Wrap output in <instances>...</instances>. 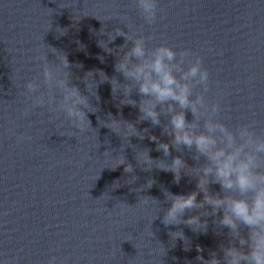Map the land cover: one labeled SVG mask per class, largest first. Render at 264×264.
<instances>
[{
	"label": "clouds",
	"instance_id": "9594fccd",
	"mask_svg": "<svg viewBox=\"0 0 264 264\" xmlns=\"http://www.w3.org/2000/svg\"><path fill=\"white\" fill-rule=\"evenodd\" d=\"M134 7L145 24L156 22L158 0H134ZM142 27L139 30L127 27V32L115 29V35L106 34L107 41H98L101 48L112 53L109 43L117 36L125 38V43L119 46L122 55L117 53L114 64V71L123 77V82L103 72H99V76L100 82L111 84L113 95L114 85L122 86L120 104L138 108V121L159 126L161 134L170 137L168 142L155 135L150 137L157 151L169 157L173 149L177 152L186 149L195 161V165L190 166L183 156L177 155L167 166L156 167L171 172L177 184L182 174L194 178L196 190L187 194L166 190L164 196L169 207L163 210L162 217L155 219L160 218L166 227L183 224L194 233L206 234L209 222L202 217H213L217 235H223V230L227 229L228 243H221L218 250L209 251V259L198 255L196 259L201 264H264V131L258 132L254 123L230 125L221 119V105L207 96L210 73L203 66V58L190 49H177L166 42L152 44L155 37L145 35ZM100 34H105L104 30H100ZM49 48L56 59L49 62L47 55L38 58L42 72L25 84L26 98L32 101L25 114L32 108L47 105L57 119L63 114L71 128L78 130L75 132H83L91 127L89 113H95L88 110L92 105L90 97L96 96V92L95 96L90 95L87 83L93 73L88 72L83 78L88 93L85 95L78 85L71 83L72 65L67 55ZM41 76L46 91H40ZM133 92L139 100L131 98ZM189 112L191 120L187 119ZM127 124L141 133L132 123ZM134 136L144 138L143 135ZM147 159L164 160H153L149 150ZM151 169L144 167L145 171ZM125 171L132 172V165L128 164ZM211 185H218L219 191H213ZM201 194L203 198L198 200ZM193 212L195 214L185 218L186 213ZM169 235L173 240H183L188 250L189 241L182 229ZM197 251L203 252V249L198 246ZM3 264H15V260L5 259ZM47 264H57L56 257H50Z\"/></svg>",
	"mask_w": 264,
	"mask_h": 264
}]
</instances>
